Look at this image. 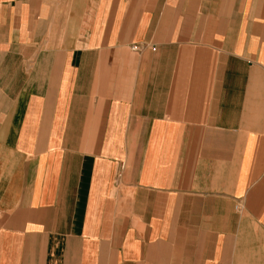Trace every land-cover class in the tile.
<instances>
[{
	"label": "crops",
	"instance_id": "obj_1",
	"mask_svg": "<svg viewBox=\"0 0 264 264\" xmlns=\"http://www.w3.org/2000/svg\"><path fill=\"white\" fill-rule=\"evenodd\" d=\"M0 264H264V0H0Z\"/></svg>",
	"mask_w": 264,
	"mask_h": 264
},
{
	"label": "built area",
	"instance_id": "obj_2",
	"mask_svg": "<svg viewBox=\"0 0 264 264\" xmlns=\"http://www.w3.org/2000/svg\"><path fill=\"white\" fill-rule=\"evenodd\" d=\"M132 50H133V51H136V50H137V48H136V47H133V48H132Z\"/></svg>",
	"mask_w": 264,
	"mask_h": 264
}]
</instances>
